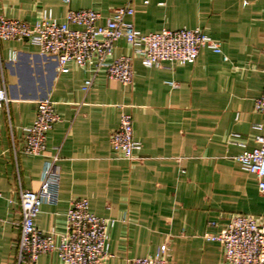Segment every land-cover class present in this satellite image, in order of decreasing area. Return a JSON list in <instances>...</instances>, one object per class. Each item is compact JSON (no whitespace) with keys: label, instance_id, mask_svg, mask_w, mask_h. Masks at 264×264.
<instances>
[{"label":"crops","instance_id":"1","mask_svg":"<svg viewBox=\"0 0 264 264\" xmlns=\"http://www.w3.org/2000/svg\"><path fill=\"white\" fill-rule=\"evenodd\" d=\"M126 6L134 15L125 21L142 33L198 28L221 44L222 54L201 50L194 64L161 68H145L134 58L131 85L98 75L84 92L90 74L76 65L62 73L27 40L0 41V88L8 99L0 106V264H19V192L39 189L45 162L56 151L57 201L43 203L36 225L63 233L70 201L87 199L96 216L115 220L105 264L153 256L163 244L169 264H223L220 244L205 238L218 232L208 222L241 214L264 228V193L257 178L240 169L235 157L241 149L229 143L239 134L248 150L255 147L264 0H0V16L33 23L50 9L62 22L68 10L107 15ZM114 54L131 50L122 41ZM44 98L60 121L47 135L46 153L26 156L22 128L32 124ZM121 113L131 115L141 144L131 162L110 146ZM21 264L62 263L50 253Z\"/></svg>","mask_w":264,"mask_h":264},{"label":"built area","instance_id":"2","mask_svg":"<svg viewBox=\"0 0 264 264\" xmlns=\"http://www.w3.org/2000/svg\"><path fill=\"white\" fill-rule=\"evenodd\" d=\"M133 15L134 9L126 6L113 8L107 15L92 9L68 10L62 22L54 18L50 9L42 10L33 23L0 16V41L27 40L39 55L54 58L62 73L68 72V64L76 65L90 74L83 83L84 92L98 75L125 86L131 85L134 58H138L145 68H161L166 63L173 66L194 64L201 50L222 54L221 44L198 28L145 34L132 22L125 21ZM122 41L129 46L131 54L116 56L114 50ZM9 60H17V52L12 51ZM261 74L263 92L253 103L261 121L251 125L255 147L248 150L239 134H232L229 143L241 149L235 157L240 169L255 176L260 192L264 193V64ZM7 101L5 89L0 88V106ZM59 121L54 103L48 98L39 100L32 124L22 128V153L30 157L43 156L47 150V135ZM110 146L122 160L137 159L141 144L133 137L130 114H120L118 127L110 137ZM58 160L56 151L45 162L37 191L19 192L21 222L17 261L19 264L34 263L40 255L53 253L62 264H105L111 257L108 233L115 220L96 216L87 199L70 201L63 233L45 232L36 225L43 203L57 201ZM208 226L218 227L215 235L205 238L220 244L223 264H264V228L256 219L237 214L223 224L211 221ZM127 264H169L168 246L163 244L153 256L132 258Z\"/></svg>","mask_w":264,"mask_h":264}]
</instances>
